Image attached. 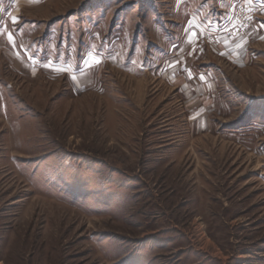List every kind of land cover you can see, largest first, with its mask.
Wrapping results in <instances>:
<instances>
[{
    "label": "rangeland",
    "instance_id": "1",
    "mask_svg": "<svg viewBox=\"0 0 264 264\" xmlns=\"http://www.w3.org/2000/svg\"><path fill=\"white\" fill-rule=\"evenodd\" d=\"M0 264H264V0H0Z\"/></svg>",
    "mask_w": 264,
    "mask_h": 264
},
{
    "label": "crops",
    "instance_id": "2",
    "mask_svg": "<svg viewBox=\"0 0 264 264\" xmlns=\"http://www.w3.org/2000/svg\"><path fill=\"white\" fill-rule=\"evenodd\" d=\"M188 27H190V26H188ZM185 37H186V40L188 41L187 43H189L190 42V29L189 28L186 29V31H185Z\"/></svg>",
    "mask_w": 264,
    "mask_h": 264
},
{
    "label": "snow or ice",
    "instance_id": "3",
    "mask_svg": "<svg viewBox=\"0 0 264 264\" xmlns=\"http://www.w3.org/2000/svg\"><path fill=\"white\" fill-rule=\"evenodd\" d=\"M9 39H11V36H9ZM73 79H75V77H73Z\"/></svg>",
    "mask_w": 264,
    "mask_h": 264
}]
</instances>
